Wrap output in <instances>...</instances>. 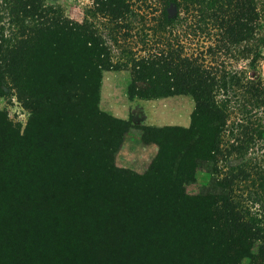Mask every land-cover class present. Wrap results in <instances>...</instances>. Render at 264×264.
Masks as SVG:
<instances>
[{"label":"trees","instance_id":"16d2710c","mask_svg":"<svg viewBox=\"0 0 264 264\" xmlns=\"http://www.w3.org/2000/svg\"><path fill=\"white\" fill-rule=\"evenodd\" d=\"M42 2L8 1L14 31L0 25V96L9 81L29 114L21 132L0 111V264H264V215L240 209L236 176L186 191L197 171L217 172L230 96L249 95L245 120L248 105L264 109V82L220 60L226 45L257 35L253 0H93L114 29L131 32L136 15L153 22L152 50L123 65L90 24ZM197 34L213 47H187ZM124 69L130 100L190 97V125H134L101 111L104 72ZM131 130L157 147L142 174L115 164Z\"/></svg>","mask_w":264,"mask_h":264},{"label":"rangeland","instance_id":"374dc122","mask_svg":"<svg viewBox=\"0 0 264 264\" xmlns=\"http://www.w3.org/2000/svg\"><path fill=\"white\" fill-rule=\"evenodd\" d=\"M6 1V2H5ZM10 0H0V25L4 26V32H13L14 28L9 21L7 3ZM43 5L50 8L55 16L72 20L80 24H90L106 45L110 52L113 62L123 65L128 60V53H133L134 57L147 56L149 50H152L156 38L152 32L148 31L147 24L141 23L140 15L132 17L134 29L126 32L120 29H114V24L106 18L94 12L93 0H42ZM259 13V30L256 36H250L242 45L229 47L226 45L227 54L222 55L220 60L225 62V68L230 71L242 73L246 77L254 78L264 82V0H253ZM145 35V36H144ZM189 36L191 50L203 46V50L212 46L213 40L204 37ZM172 38V37H171ZM188 42V43H189ZM211 47V48H212ZM260 51L256 61H252L256 51ZM210 60V57L209 59ZM130 74L129 69H124ZM128 74V75H129ZM145 91L157 92L154 87L146 85ZM249 95L242 97L230 96L231 116L226 129L222 134L221 153L217 160V172H205L199 170L196 172L195 181L186 186V191L190 195H195L203 189L210 188L216 180H230L236 176L232 187V196L239 204L240 209L248 210L252 215H264V109L257 110L247 106L249 120H245L243 112L244 104ZM187 97V96H186ZM188 101L191 99L187 97ZM155 99V98H152ZM133 100H144V98L134 97ZM99 108L101 111L112 114L107 108V104L102 101L100 95ZM0 111L6 113L8 119L19 126L21 132L26 126L28 120V111L21 105L16 97V92L9 81L3 83V94L0 96ZM247 119V118H246ZM135 125V124H134ZM246 132L254 134L252 143L244 139ZM136 130H131L124 139H139ZM247 149V150H245ZM122 158L120 153L115 156V164ZM245 170L248 177L238 176L239 170ZM142 174V173H140Z\"/></svg>","mask_w":264,"mask_h":264},{"label":"crops","instance_id":"0c3cea01","mask_svg":"<svg viewBox=\"0 0 264 264\" xmlns=\"http://www.w3.org/2000/svg\"><path fill=\"white\" fill-rule=\"evenodd\" d=\"M125 71L104 72L100 95L116 118L130 120L135 125L188 127L194 103L186 96L130 100L127 88L130 74ZM122 168L143 173L157 153L154 144H143L139 139L126 138L119 150Z\"/></svg>","mask_w":264,"mask_h":264},{"label":"water","instance_id":"95a60500","mask_svg":"<svg viewBox=\"0 0 264 264\" xmlns=\"http://www.w3.org/2000/svg\"><path fill=\"white\" fill-rule=\"evenodd\" d=\"M167 11H168V14H169L170 16L174 15V13H175V8H174V6H173V5H170Z\"/></svg>","mask_w":264,"mask_h":264}]
</instances>
